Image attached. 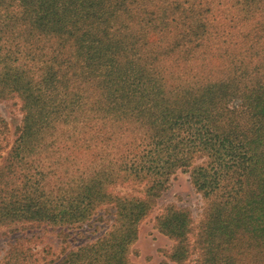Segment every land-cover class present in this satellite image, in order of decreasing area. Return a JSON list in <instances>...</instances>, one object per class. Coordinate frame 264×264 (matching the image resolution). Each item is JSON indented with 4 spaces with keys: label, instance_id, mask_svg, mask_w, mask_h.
Masks as SVG:
<instances>
[{
    "label": "trees",
    "instance_id": "obj_1",
    "mask_svg": "<svg viewBox=\"0 0 264 264\" xmlns=\"http://www.w3.org/2000/svg\"><path fill=\"white\" fill-rule=\"evenodd\" d=\"M15 98L0 229L84 234L108 211L54 264H134L180 171L205 207L193 242L188 209L154 217L168 259L264 264V0H0V101ZM15 243L0 264H32Z\"/></svg>",
    "mask_w": 264,
    "mask_h": 264
},
{
    "label": "rangeland",
    "instance_id": "obj_2",
    "mask_svg": "<svg viewBox=\"0 0 264 264\" xmlns=\"http://www.w3.org/2000/svg\"><path fill=\"white\" fill-rule=\"evenodd\" d=\"M0 118L6 123V131L2 134L1 144L4 148L13 139V132L20 123L21 111L19 100L9 99L0 101ZM141 186L123 184L112 188L116 194L132 193L140 196ZM173 204L178 208H186L192 217V235L190 242L194 240L205 200L190 183L188 174L177 171L169 179L167 189L162 193L153 211L139 224L138 239L132 245L130 260L134 264H175L168 259V255L174 245V241L157 231L154 225V217L166 206ZM109 212H105L97 222V230L89 229L83 234L74 230L66 232L59 228L32 227L31 229L11 230L0 229V263L13 242L18 249L25 252L32 264H54L64 253L77 245L93 241L100 233L107 229ZM196 258L194 253L189 261ZM189 263V262H188Z\"/></svg>",
    "mask_w": 264,
    "mask_h": 264
}]
</instances>
